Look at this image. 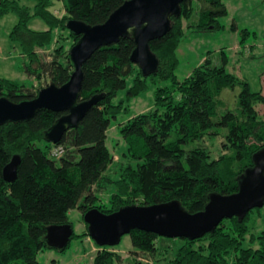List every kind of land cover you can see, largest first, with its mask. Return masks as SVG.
I'll return each mask as SVG.
<instances>
[{
	"label": "trees",
	"instance_id": "16d2710c",
	"mask_svg": "<svg viewBox=\"0 0 264 264\" xmlns=\"http://www.w3.org/2000/svg\"><path fill=\"white\" fill-rule=\"evenodd\" d=\"M61 1L64 14L57 17L50 10V0H0V19L9 13L16 16L8 39L19 47L25 72L38 79L43 75L56 86L66 83L73 71L68 51L60 42L63 33L72 41L70 48L79 38L67 30L66 22L101 24L125 0ZM192 1L183 0L180 14L170 17L169 31L148 42L158 60L152 74L142 76L130 61L134 48L130 38L99 47L91 54L82 66L80 100L96 94H102V98L76 128L64 132L57 144L47 142L44 132L64 112L42 109L29 120L0 125V264L16 260L39 264L37 254L53 249L46 244V228L64 224L72 227L68 219L72 209L79 210L83 217L94 207L111 213L127 205L176 200L184 210L195 213L204 208L211 193L228 195L237 191L238 177L252 166L253 153L264 147V92L252 91L245 80L227 73L225 54L219 58V65L206 56L186 77L177 78L182 21L193 32L214 31L223 27L220 18L227 14L221 0H199L197 10ZM195 10L196 19L192 20ZM33 18H40L46 29H30ZM56 42L49 60L36 52ZM131 74L124 98L114 103L113 98L125 88ZM165 83L169 85L162 86ZM148 84L154 87L153 105L118 123L126 145L122 155L127 160L114 162L106 146V132L111 121L128 113L130 100L144 93ZM237 85L241 89L236 111L225 110L218 116V96L223 89ZM42 87H26L0 77V98L14 103L31 100ZM218 129H224V135L223 151L217 158L211 157L205 147L184 149L190 143L214 137ZM54 145L64 148L59 158L49 155ZM14 154L20 156V163L15 181L8 183L3 180L2 169ZM107 187L111 190L106 203H102L99 195ZM263 208L264 204L250 210L242 220L223 219L213 232L198 239L181 238L183 243L171 257L158 258L154 264H264ZM253 213L261 221L257 233L251 232L255 227L250 225ZM85 228L83 234L88 236L86 224ZM128 235L135 251L150 258L159 253L156 240L160 236L155 233L134 229ZM73 237L72 231L69 243ZM69 243L57 251H64ZM95 247L92 264L121 260L114 247ZM133 263L151 264L147 260ZM50 264L59 263L52 260Z\"/></svg>",
	"mask_w": 264,
	"mask_h": 264
},
{
	"label": "water",
	"instance_id": "95a60500",
	"mask_svg": "<svg viewBox=\"0 0 264 264\" xmlns=\"http://www.w3.org/2000/svg\"><path fill=\"white\" fill-rule=\"evenodd\" d=\"M183 0H125L107 19L97 25H87L78 20H68V31L78 40L69 49L68 55L73 71L66 83H53L38 90L31 100L14 103L0 98V125L29 120L39 110L64 112L44 132V139L57 144L69 128H76L86 112L95 105L102 94L80 100L83 80L82 66L91 54L102 46L130 38L134 48L130 61L148 76L157 70L158 60L148 42L163 37L170 29V17L180 14ZM20 156L14 154L2 169L5 182L16 179ZM237 191L222 195L211 193L201 211L189 213L178 201L151 205H127L111 213L90 208L83 214L87 234L98 247H114L121 237L137 229L155 233L164 238L194 240L213 232L223 219L236 217L242 220L254 208L264 204V147L253 153L252 166L238 177ZM72 227L69 224L52 225L46 228V244L56 250L64 249L70 240Z\"/></svg>",
	"mask_w": 264,
	"mask_h": 264
},
{
	"label": "rangeland",
	"instance_id": "374dc122",
	"mask_svg": "<svg viewBox=\"0 0 264 264\" xmlns=\"http://www.w3.org/2000/svg\"><path fill=\"white\" fill-rule=\"evenodd\" d=\"M52 2L50 10L52 13L60 17L63 13V5L61 0H50ZM224 3L227 14L220 18L222 28L207 32H193L186 28L184 24V35L177 49V57L179 65L176 70V76L179 80L186 77L190 71L200 63L204 57L209 56L213 64H220V57L225 54L227 63L225 71L240 79L245 80L252 91L264 92V0H221ZM32 6L33 3L23 2ZM192 5L198 9L199 0H193ZM196 10L192 16V20L196 19ZM16 23L14 13H9L0 19V77L13 80L24 84L26 87L38 88L41 85L48 84L49 79L40 75V79L30 77L24 70V60L20 54L19 47L8 39V33ZM28 27L35 31L46 29L45 23L40 18H33ZM246 31H248L246 33ZM66 32V31H65ZM63 38L60 42L65 46V51H69L71 39ZM244 37L243 42L241 39ZM57 43V42H56ZM54 43L49 49H37L36 52L42 55L45 60L50 59V52L58 45ZM35 66L32 65V70ZM133 75L126 78L125 88L119 90L113 98V102L117 103L124 98L125 89L131 85ZM165 83L162 86H168ZM240 86L234 88H225L222 90L218 99L220 105L217 114H221L225 110L236 111V100L240 92ZM154 87L148 84V89L139 96L133 98L129 102V111L127 114L119 115L116 120L111 121V125L106 132V146L113 155L114 162L122 160L125 162L122 153L125 152L126 145L121 137L118 127L121 121H125L135 114L142 113L150 109L153 105ZM261 112V109H258ZM224 129H218L217 135L212 138H204L202 141L190 143L184 146V149L201 146L209 150L211 157L217 158L222 153L221 143L223 141ZM112 168V167H111ZM112 168L111 172L113 174ZM114 176V175H113ZM111 190V189H110ZM109 187L107 190L100 192L102 203H106L109 196ZM264 211V208L263 210ZM69 222L72 224L73 237L69 243V247L64 251L55 249H47L40 251L36 259L39 264H50L52 260H56L59 264H92L93 248L95 243L90 237L83 233L86 231L85 224L82 221L81 213L77 209H72L68 213ZM255 224L252 233H257L261 228V221L255 213L251 215L250 225ZM183 243L181 238H164L159 237L156 240V246L159 253L155 258H150L142 253L135 251L131 245L129 235L121 237L120 242L114 246V251L121 256L120 261L114 264H134L133 260L142 262L150 261L154 264L156 259L164 256H172L177 248ZM164 253H167L164 255ZM12 264H21V260H16Z\"/></svg>",
	"mask_w": 264,
	"mask_h": 264
},
{
	"label": "built area",
	"instance_id": "2783aa9c",
	"mask_svg": "<svg viewBox=\"0 0 264 264\" xmlns=\"http://www.w3.org/2000/svg\"><path fill=\"white\" fill-rule=\"evenodd\" d=\"M64 152V148L61 145H54L51 149H50V153L49 155L52 158H59L60 156H62Z\"/></svg>",
	"mask_w": 264,
	"mask_h": 264
},
{
	"label": "crops",
	"instance_id": "0c3cea01",
	"mask_svg": "<svg viewBox=\"0 0 264 264\" xmlns=\"http://www.w3.org/2000/svg\"><path fill=\"white\" fill-rule=\"evenodd\" d=\"M63 13H64V10H63ZM45 30V29H44ZM88 237V236H87ZM97 250V248L95 247V248H93V254H94V252Z\"/></svg>",
	"mask_w": 264,
	"mask_h": 264
}]
</instances>
